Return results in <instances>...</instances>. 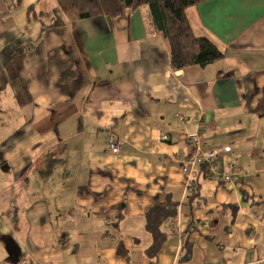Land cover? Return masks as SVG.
Returning <instances> with one entry per match:
<instances>
[{
	"label": "crops",
	"instance_id": "obj_1",
	"mask_svg": "<svg viewBox=\"0 0 264 264\" xmlns=\"http://www.w3.org/2000/svg\"><path fill=\"white\" fill-rule=\"evenodd\" d=\"M53 1L0 0V264H264V0L188 7L224 56L179 69L149 5Z\"/></svg>",
	"mask_w": 264,
	"mask_h": 264
},
{
	"label": "trees",
	"instance_id": "obj_2",
	"mask_svg": "<svg viewBox=\"0 0 264 264\" xmlns=\"http://www.w3.org/2000/svg\"><path fill=\"white\" fill-rule=\"evenodd\" d=\"M59 9L71 19H85L98 16L110 18L120 16L125 10L149 5L157 30L167 39L170 46L171 64L175 69L191 65L206 66L224 56L223 51L211 39L198 36L192 29L186 9L197 0H55ZM33 10V7H30ZM202 165H207L203 163ZM167 208L156 206L149 211L147 228L154 237L148 254H158L166 235L160 224L169 215Z\"/></svg>",
	"mask_w": 264,
	"mask_h": 264
},
{
	"label": "built area",
	"instance_id": "obj_3",
	"mask_svg": "<svg viewBox=\"0 0 264 264\" xmlns=\"http://www.w3.org/2000/svg\"><path fill=\"white\" fill-rule=\"evenodd\" d=\"M161 138L164 140L168 139V134L165 131L161 132ZM191 140L198 142L195 135L189 137ZM121 140L117 138L116 135L112 134L108 138L107 147L113 153H118L121 150ZM231 150L230 146L226 147H218V148H211V149H203L197 143V148L193 153L188 154L182 160V166L185 171L189 170V166L193 167L196 164H212L216 159L222 154L223 152H229Z\"/></svg>",
	"mask_w": 264,
	"mask_h": 264
},
{
	"label": "rangeland",
	"instance_id": "obj_4",
	"mask_svg": "<svg viewBox=\"0 0 264 264\" xmlns=\"http://www.w3.org/2000/svg\"><path fill=\"white\" fill-rule=\"evenodd\" d=\"M50 2H51V3H54V1H53V0H50Z\"/></svg>",
	"mask_w": 264,
	"mask_h": 264
}]
</instances>
